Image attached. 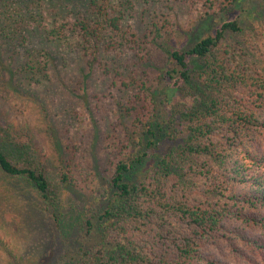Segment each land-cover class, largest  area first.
<instances>
[{
    "label": "trees",
    "instance_id": "trees-1",
    "mask_svg": "<svg viewBox=\"0 0 264 264\" xmlns=\"http://www.w3.org/2000/svg\"><path fill=\"white\" fill-rule=\"evenodd\" d=\"M237 1L242 13L230 16L192 48H173L167 52L170 65L161 70L159 93L147 88L145 91L151 97L153 109L141 104L139 98L144 94L141 89L129 90L124 98L130 103H124L121 112L143 124L151 136L156 129H164L176 104L184 107L186 118L179 117L193 125L185 126L164 146L175 149L176 158L171 154V159H163L158 164L159 172L137 188L126 182L125 174L135 164L155 155L160 144L150 139L143 154L128 161L120 160L112 178L114 192L107 198V206L83 221L77 238L63 236L65 253L56 264H241L249 257L245 245L253 246L258 256H264V114L258 113L264 109V68L256 76H250L245 68L232 69L219 63L211 72L197 63L210 58L228 34L243 31L247 20L261 17L258 7H249L250 1ZM159 3L172 11L181 5L193 8L202 5L206 11L220 7L225 12L228 8L222 0H160ZM137 4V0H0V80L5 81L13 94L23 96L26 89L44 94L42 88L47 83L54 84L53 75L58 67L80 65L79 73L86 81L93 66L99 64V81L113 73L115 67L111 98L125 102L118 98V93L128 88L132 79L123 78L119 64L126 63L131 49L141 46L132 27L125 29L127 17L136 11ZM87 65L89 73L85 74ZM198 66V78L202 81L190 86L186 95L181 93L186 84L192 83L193 70ZM214 82L241 83V91L212 100L207 91ZM166 87L176 89L175 94L165 95ZM44 111L47 112L45 108ZM45 116L47 122L49 113ZM47 130L52 137L57 136L53 123L47 124ZM0 131L4 133L0 132L2 141H15L14 147L24 155L32 137L17 131L1 115ZM187 132L189 137L182 141L179 136ZM251 135L256 142H253L254 151L246 143ZM128 139L127 150L133 147L131 136ZM55 140L60 142L59 138ZM172 142H175L173 146ZM58 148L62 151L63 146ZM13 151L14 148L5 151L0 147V197L10 194L5 179H26L57 223L44 164L36 166L30 159L18 160L12 157ZM62 182L69 184L67 173ZM236 219L245 220L261 232L252 236L243 227H233L231 223ZM96 221L102 223L103 229ZM227 233L233 237H225ZM220 240L229 241L230 262L219 255L223 253ZM113 252L120 255L115 258Z\"/></svg>",
    "mask_w": 264,
    "mask_h": 264
},
{
    "label": "rangeland",
    "instance_id": "rangeland-1",
    "mask_svg": "<svg viewBox=\"0 0 264 264\" xmlns=\"http://www.w3.org/2000/svg\"><path fill=\"white\" fill-rule=\"evenodd\" d=\"M159 1L137 0L136 11L127 17L125 29L132 27L131 31L136 34L135 40L141 46L136 50L131 49L126 55V63L119 64L123 78L132 79L128 81L129 87L118 93V98L125 102L111 98L115 67L113 73L99 81V64L93 66L86 81L79 73L80 65L75 68L58 67L53 75L54 84L47 83L42 88L44 94L28 89L23 96L13 94L6 88L5 81L0 80V115L7 118L17 131L27 132L32 137L31 144L25 147L27 151L24 150V155L14 147L17 146L15 141L10 143L0 138V147L5 151L14 148L12 157L18 160L30 159L36 166L44 164L58 219L57 223L54 222L45 201L29 181L21 178L5 179L10 194L0 197V264H56L65 253L63 236L77 238L83 229V221L94 217L107 206V198L114 192L112 178L118 162L143 154L148 149L150 139H155L160 147L155 155L145 158L141 164H135L125 174L126 182L132 187L147 183L153 173L159 172L158 164L163 159L169 160L173 155L176 158L175 149L168 150L164 146L170 144L185 126L193 125L190 120L181 119L186 118L184 107L176 104L172 116L165 121L164 129H156L154 136H151L143 124H137L135 119L121 112L124 103H130L129 99L124 98L129 90L141 89L144 93L139 98L141 104L153 109L151 97L145 91L147 88L152 93H159L161 70L170 65L167 52L173 48H192L230 16L242 13V7L237 0H222L223 5L228 7L225 12L220 7L206 11L202 5L194 8L181 5L172 11L164 9ZM248 1L251 4L249 7H258L261 17L247 20L243 31L228 34L213 55L198 60V65L212 72L217 64L224 63L232 69L245 68L250 76H256L257 71L264 68V0ZM199 71V66L193 70L192 83L186 84L181 93L186 95L190 86H196L202 81L198 78ZM84 73H89V65ZM43 81L51 82L48 79ZM210 85L207 95L213 100L237 95L242 84L214 82ZM48 90L49 93L46 92ZM174 90L166 87L163 93L171 97L175 94ZM48 113L49 119L45 122ZM258 113L264 114V109L258 110ZM50 122L58 130L56 137H52L47 130ZM129 136L133 147L127 150ZM179 137L185 141L189 133ZM55 138H59L60 142H56ZM253 142L254 136L251 135L246 143L252 151L256 143ZM174 144L172 142V146ZM61 145L62 151L58 148ZM33 154L35 156L31 157ZM257 154H260L259 149ZM64 173L68 174L70 180L67 186L62 182ZM96 223L103 229L100 221ZM231 224L233 227H243V231L252 236L261 232L245 220L236 219ZM225 237L232 238L233 235L227 233ZM241 243L245 245L243 241ZM218 244L223 248L220 257L230 262L229 241L220 240ZM245 246L249 252L246 260L253 261V264L264 262V256H258L253 246ZM211 250L215 252V248ZM113 253L115 258L120 255V252ZM246 260L241 264H246Z\"/></svg>",
    "mask_w": 264,
    "mask_h": 264
}]
</instances>
